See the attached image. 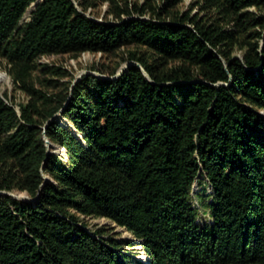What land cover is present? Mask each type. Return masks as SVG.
<instances>
[{
	"label": "trees",
	"instance_id": "trees-1",
	"mask_svg": "<svg viewBox=\"0 0 264 264\" xmlns=\"http://www.w3.org/2000/svg\"><path fill=\"white\" fill-rule=\"evenodd\" d=\"M196 1L223 23L99 22L86 1L0 0V59L31 98L20 113L0 99V192L34 199L0 194V264H264V0ZM251 7L262 15L242 12ZM128 45L181 66L160 70L133 53L150 79L131 65L53 97L33 84L42 56ZM46 137L66 159L49 154ZM199 175L213 190L211 225L190 203ZM78 215L125 228L148 261L119 253Z\"/></svg>",
	"mask_w": 264,
	"mask_h": 264
},
{
	"label": "rangeland",
	"instance_id": "rangeland-1",
	"mask_svg": "<svg viewBox=\"0 0 264 264\" xmlns=\"http://www.w3.org/2000/svg\"><path fill=\"white\" fill-rule=\"evenodd\" d=\"M86 1L88 6L86 15L93 20L99 22L115 23L118 18L129 20L132 18L165 21L171 23L172 21L193 18L202 24H222V16L216 9H211L205 6L202 8V1L200 3L196 0H180L173 4L167 0H77ZM172 3V4H171ZM81 10V9H80ZM29 9L22 24L30 21ZM253 16H261L262 11L257 7H251L243 10ZM188 23V22H187ZM189 25V24H188ZM190 26V25H189ZM146 55L151 64H158L160 70H167L181 66L179 61H168L167 63L159 64L161 61L155 63L156 56L151 55L146 51V48L139 45L124 46L113 53H89L85 52L80 55H73L70 53L58 55L42 56L35 62V70L32 74V81L34 86L41 90L47 97H53L56 94L64 92L70 83L85 75H94L99 78L113 79L118 76L123 69L129 67L130 64L137 62L131 61V54ZM231 54L234 57L241 58L243 52L238 46H233ZM9 66L5 60L0 59V73L8 77L5 83V88L0 93V99L4 100L8 105L14 107L20 113V107L27 105L31 98L24 91L18 89L14 83L12 76L9 74ZM48 69H59L58 72L67 76L58 77L49 72ZM260 114L264 117V111ZM46 139V138H45ZM48 147V146H47ZM55 149H54V148ZM50 154L66 159V151L57 144H52ZM43 177L47 182H52L49 174L43 173ZM3 195H11V197L20 201H34L26 191L13 190L11 192H0ZM190 203L197 211V223L201 226L211 225V207L214 205V195L209 181L199 175L193 184L190 193ZM73 213H75L73 211ZM80 218L79 225L83 226L87 231L95 236L102 238L104 241L117 242L118 252L123 255L135 257L137 260L146 263L148 261L145 255L141 241L128 232L125 228L118 227L106 218L96 216L78 215Z\"/></svg>",
	"mask_w": 264,
	"mask_h": 264
},
{
	"label": "water",
	"instance_id": "water-1",
	"mask_svg": "<svg viewBox=\"0 0 264 264\" xmlns=\"http://www.w3.org/2000/svg\"><path fill=\"white\" fill-rule=\"evenodd\" d=\"M131 65H135V66H137V67H139L140 69H142V71L144 72V74L146 75V77L148 78V79H150V77H149V75L145 72V70L141 67V65L139 64V63H135V64H130L129 66H131ZM128 68V67H127ZM126 68V69H127ZM126 69H123L122 71H121V73L118 75V76H116L115 78H113V79H117V78H119L122 74H123V72L126 70ZM103 79H107V78H103ZM81 80V78H78L75 82H74V84H73V87L75 86V84L78 82V81H80ZM221 85V84H220ZM45 130H46V128H45ZM46 133V132H45ZM46 142H47V146H48V148H50L51 146H52V143L50 142V140L46 137ZM48 151H49V154H50V150L48 149ZM7 195V194H6ZM8 196H11V195H8Z\"/></svg>",
	"mask_w": 264,
	"mask_h": 264
},
{
	"label": "bare ground",
	"instance_id": "bare-ground-1",
	"mask_svg": "<svg viewBox=\"0 0 264 264\" xmlns=\"http://www.w3.org/2000/svg\"><path fill=\"white\" fill-rule=\"evenodd\" d=\"M8 77L2 73H0V93L4 91L5 83L8 81ZM54 148V147H53ZM55 149V148H54Z\"/></svg>",
	"mask_w": 264,
	"mask_h": 264
}]
</instances>
